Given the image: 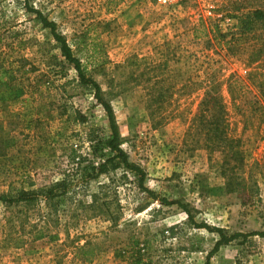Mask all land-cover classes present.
I'll use <instances>...</instances> for the list:
<instances>
[{
	"label": "rangeland",
	"instance_id": "1",
	"mask_svg": "<svg viewBox=\"0 0 264 264\" xmlns=\"http://www.w3.org/2000/svg\"><path fill=\"white\" fill-rule=\"evenodd\" d=\"M261 1L29 0L78 46L113 106L127 140L121 147L147 172L146 187L186 204L198 223L246 234L222 245L209 264H264V236L250 235L264 231ZM255 9L263 17L246 31ZM63 60L24 0H0V194L59 181L75 169L73 153L76 161L91 156V128L109 133L104 108L72 66L60 72ZM36 78L43 93L33 96L28 84ZM13 84L25 92L13 98ZM208 96L221 97L226 135L245 156L233 178L222 174L224 153L208 146L205 119H198L219 110L207 109ZM88 189L75 199L107 192V212L92 216L64 196L57 210L43 197L35 206L0 200V264H131L135 254L141 264H208L220 235L191 224L179 204L150 197L132 172L102 174ZM41 227L47 235L36 239Z\"/></svg>",
	"mask_w": 264,
	"mask_h": 264
},
{
	"label": "trees",
	"instance_id": "2",
	"mask_svg": "<svg viewBox=\"0 0 264 264\" xmlns=\"http://www.w3.org/2000/svg\"><path fill=\"white\" fill-rule=\"evenodd\" d=\"M24 6L26 10L35 15V19L46 29L50 31L52 34L55 45L59 48L61 56L64 58L63 61L60 62L61 73L65 70L66 67L72 66L74 69L77 78L75 80L83 86L84 88L92 91L94 93V97L97 102L104 108L108 120L107 129L109 133H105L103 128H91L87 134V139L90 142L91 147V156H81L78 161L75 160V154L71 155V159L73 163H76L75 169L73 172H65L64 178L56 181L55 183L50 184L47 187H38L34 189H19L17 190V194L13 197L8 194H0V200L5 203L12 202H24L26 206H35L38 199L40 197L45 198V200L50 201L51 206L54 210H57L58 201L56 199L60 196H64L69 198L71 201L76 200L77 209L83 211L85 209H89L92 213V216H97L107 212L108 207L111 205V202H108L107 197L108 193L100 191V193H92V198L90 202H84L82 199H75L79 193H86L89 189V183L91 180H94L101 176L102 174H108L112 171H116L119 168H124L132 172L137 179V183L139 188L142 191H145L150 197L153 199H159L164 205L171 204H179L181 208L188 214V218L195 227L197 228H205L212 232H217L220 235V238L215 243L213 249L207 254V263L209 264V259L211 256L219 250V248L224 244H229L232 240L239 238L240 236H244L246 238V234L243 233H233L232 235H227L224 228L210 226L204 222L198 223L193 218L191 211L188 206L180 201H171L165 197H159L155 195V193L146 187L145 178L147 176V172L138 164L132 162L130 160L129 153L124 150L121 145L127 141L123 139L121 135V131L114 113L113 106L110 101L104 97V91L102 90L101 85L95 80L89 73L88 68L82 62L80 56H78L77 45L74 48L73 43H70L68 39L58 30L57 23L53 20H50L40 9H36L29 5V0H24ZM263 12L255 9L251 13H248L245 21L243 23V28L246 31L252 29L253 23L262 19ZM85 38H82L84 40ZM64 74V73H63ZM30 80L28 84L29 93L33 96L40 95L43 93L41 88L43 84V80L36 78L34 81ZM22 84H13L14 96L19 97L25 92V87L21 86ZM215 90H218V86H214ZM221 97H209L205 99V105L207 109H209V105L212 103L214 105H218L219 110L216 113L212 114L208 119L206 114H200L198 119H205L204 123V135L205 140L208 142V146H218L221 148L220 150L224 153L223 164H222V174L227 176V172H229V178L232 176L235 177L236 169H240L244 165L245 156L240 149V141L236 139H232L227 137L226 133V121L224 117V110L220 104ZM153 103L150 101L148 104V109L150 112V116L154 119V109ZM76 118H80V122L85 123L86 117L82 115L80 112H76ZM41 121L40 119H36V123ZM152 121V122H153ZM155 122V121H154ZM38 128L35 129L37 131ZM3 139H0V143H2ZM6 151H0V155H4ZM98 160V163H96ZM228 166L229 169H226ZM232 177V178H233ZM79 180L78 187H75V181ZM230 183H228V186ZM33 186V183L30 184V187ZM44 227L38 229L36 233V239L44 238L47 233ZM261 235L264 236V231L251 233L250 235ZM85 247L81 248L84 249ZM83 251V250H82ZM85 253V251H83ZM141 256L139 254H135L131 264H141Z\"/></svg>",
	"mask_w": 264,
	"mask_h": 264
},
{
	"label": "built area",
	"instance_id": "3",
	"mask_svg": "<svg viewBox=\"0 0 264 264\" xmlns=\"http://www.w3.org/2000/svg\"><path fill=\"white\" fill-rule=\"evenodd\" d=\"M160 2H167V1H171V0H159Z\"/></svg>",
	"mask_w": 264,
	"mask_h": 264
},
{
	"label": "crops",
	"instance_id": "4",
	"mask_svg": "<svg viewBox=\"0 0 264 264\" xmlns=\"http://www.w3.org/2000/svg\"><path fill=\"white\" fill-rule=\"evenodd\" d=\"M261 2H264L263 0Z\"/></svg>",
	"mask_w": 264,
	"mask_h": 264
}]
</instances>
